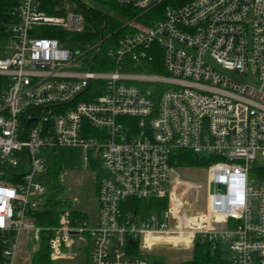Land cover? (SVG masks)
Here are the masks:
<instances>
[{
    "label": "built area",
    "instance_id": "built-area-1",
    "mask_svg": "<svg viewBox=\"0 0 264 264\" xmlns=\"http://www.w3.org/2000/svg\"><path fill=\"white\" fill-rule=\"evenodd\" d=\"M16 1L0 51L3 264H13L24 232L48 234L52 261L86 252L89 264H149L143 253L158 243H208L228 264H264V0H188L146 23L167 0H110L138 16L87 49L76 42L88 25L76 8L103 0H74L56 15L48 0ZM57 31L66 37H42ZM57 149H82L87 163L97 155L93 223L64 209L58 226L37 224L51 169L42 157ZM191 158L209 164L202 213L186 210L201 187L176 169ZM135 202L166 208L143 217Z\"/></svg>",
    "mask_w": 264,
    "mask_h": 264
},
{
    "label": "rangeland",
    "instance_id": "rangeland-1",
    "mask_svg": "<svg viewBox=\"0 0 264 264\" xmlns=\"http://www.w3.org/2000/svg\"><path fill=\"white\" fill-rule=\"evenodd\" d=\"M103 1L110 2V0ZM84 3L89 7L94 6L91 1H85ZM164 4L165 2L159 7H163ZM95 9L98 11H106L101 5L96 6ZM164 9L162 8V11ZM160 17H162L160 12L159 14H153L146 19V22ZM129 19L131 18L124 19V23ZM146 22H142V19H140V23ZM5 46L7 44L3 42L2 47ZM1 55L11 57L13 52L9 51L7 54L3 53ZM228 75L232 79L245 84L254 83L255 80L251 74L248 76H239L236 73H229ZM85 157L86 154L82 149H57L53 157L50 153H46L43 154L42 158L51 168L59 166L61 169L60 182L63 190L58 193L56 200L61 204H68L74 211L84 213L88 217V220L93 223L98 209V169L95 167V164H97V155L94 153L90 163L85 161ZM258 164H264V158L261 153L258 154ZM207 166L190 167L187 165L176 168L183 180L201 187L188 195L187 199L189 202L186 210L188 209L187 211L189 212H206L208 205L207 182L209 175ZM42 185L44 187L48 186L46 175L42 178ZM52 195L53 192H49L43 199ZM39 245L40 241L35 240L32 233L24 232L21 236L13 264H32L33 256L37 253ZM194 249L195 246L192 249H184L182 246L177 247L169 243H158L152 249L145 251L143 256L149 264H181L192 260ZM85 253L71 260H58L50 264H87L88 256ZM222 259L228 264L226 255H222Z\"/></svg>",
    "mask_w": 264,
    "mask_h": 264
},
{
    "label": "trees",
    "instance_id": "trees-1",
    "mask_svg": "<svg viewBox=\"0 0 264 264\" xmlns=\"http://www.w3.org/2000/svg\"><path fill=\"white\" fill-rule=\"evenodd\" d=\"M188 0H167L164 6L155 8L142 17V22H146V19L160 12L161 16L164 12L162 8H166L167 6L172 5H184ZM74 4V0H48L46 3L45 11L48 15H56L62 12L64 9V5L66 3ZM101 7H103L106 11H98V10H84L81 7H77L76 11L81 12L86 16L88 21L86 31L76 37V42L81 45L83 49H87L91 45L99 42L101 37V32L105 25H107V29L105 34L108 36L116 31L118 34L114 35L115 38H118L122 35V27L124 24V19L128 18H136L138 16V12L128 8L121 7L113 2L109 1H101L99 3ZM60 6L59 10H56V6ZM18 3L16 0H0V51L2 48V43L8 38V28L16 23V18L13 16V12L16 10ZM160 9V11H158ZM161 18V17H160ZM156 20V19H153ZM148 22V21H147ZM42 37L47 38H60L64 39L66 37L60 31L56 33L43 34ZM150 73L162 72V67L159 68H149ZM98 169V179H101L102 170L99 164H95ZM190 167H198V166H207L209 165L207 162L198 161L196 159H189L187 164ZM186 165V166H187ZM61 177V169L59 166H54L47 173V190L48 192H53L52 196H49L44 208L40 209L36 213V219L38 226L42 228H50L58 226L59 222V214L64 211V209L70 210L71 207L66 203H60L56 200L58 193L63 190V187L60 182ZM130 205L143 214V217H147L153 214H160L166 208V202H135L130 203ZM49 236L47 233H43L40 238V245L37 253L33 256L32 264H50L53 263L50 250L48 246ZM86 254V253H85ZM87 255V254H86ZM88 256V255H87ZM4 263V259L0 256V264ZM89 264V260L87 261ZM181 264H226V262L222 259L221 250H212L211 246L208 243H198L195 246L194 254L192 260L181 263Z\"/></svg>",
    "mask_w": 264,
    "mask_h": 264
},
{
    "label": "water",
    "instance_id": "water-1",
    "mask_svg": "<svg viewBox=\"0 0 264 264\" xmlns=\"http://www.w3.org/2000/svg\"><path fill=\"white\" fill-rule=\"evenodd\" d=\"M106 29H107V25L104 26V28H103V30L101 32V40L102 41H105L106 40V37H105V31H106ZM210 189H211V193H213L214 190H215V185L212 184L211 187H210ZM217 189L220 190L223 193L226 192V188L223 185H218L217 186Z\"/></svg>",
    "mask_w": 264,
    "mask_h": 264
},
{
    "label": "crops",
    "instance_id": "crops-1",
    "mask_svg": "<svg viewBox=\"0 0 264 264\" xmlns=\"http://www.w3.org/2000/svg\"><path fill=\"white\" fill-rule=\"evenodd\" d=\"M96 219V218H95Z\"/></svg>",
    "mask_w": 264,
    "mask_h": 264
}]
</instances>
